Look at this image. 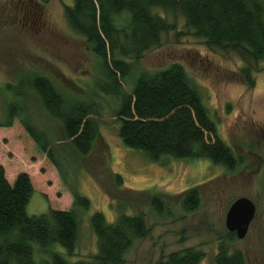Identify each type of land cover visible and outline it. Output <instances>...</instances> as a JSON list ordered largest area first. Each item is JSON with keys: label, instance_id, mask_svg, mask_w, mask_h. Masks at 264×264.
<instances>
[{"label": "rangeland", "instance_id": "1", "mask_svg": "<svg viewBox=\"0 0 264 264\" xmlns=\"http://www.w3.org/2000/svg\"><path fill=\"white\" fill-rule=\"evenodd\" d=\"M23 1L24 5L19 0H0V123L6 121L10 106L15 109L10 125H0V164L10 183L18 172L29 175L33 190L26 204L28 214L73 208V190L88 198L87 210L74 207L79 224L74 252L67 256L59 244L53 248L70 261L89 259L96 252L89 216L98 210L111 221V196L126 200L129 208L145 209L150 228L126 252L124 264H155L168 252L188 245L205 251L202 264H212L217 243L226 233V210L233 199L244 195L255 203V215L246 235L229 247L243 251L245 264H264V63L251 66L254 83L248 85L239 73L244 63L235 52L208 47L186 28L181 14L158 9L176 29L163 36L160 47L145 52L135 69L155 71L172 62L181 64L218 137L244 162L229 171L205 157L164 154L153 161L143 150L124 145L117 134L114 110L119 97L96 86V81L107 79L101 59L67 21L65 7L73 0ZM33 74L47 76L70 102L96 104L91 118L98 134L86 157L75 152L60 122L43 108L28 81ZM122 85L131 90L133 81ZM22 117L47 136L57 165L28 135ZM110 172L120 174L124 187L133 191L116 192ZM102 183L111 188V195ZM191 186L198 187L200 204L186 212L175 197ZM146 191L163 194L170 201V213L157 215L142 207L141 192ZM38 248L33 243L35 260L46 256Z\"/></svg>", "mask_w": 264, "mask_h": 264}, {"label": "trees", "instance_id": "2", "mask_svg": "<svg viewBox=\"0 0 264 264\" xmlns=\"http://www.w3.org/2000/svg\"><path fill=\"white\" fill-rule=\"evenodd\" d=\"M158 9L181 14L186 28L208 47L235 52L244 63L239 73L252 86L251 66L264 63V0H73L65 7L71 28L101 59L107 80L96 81V86L119 97L114 115L124 145L143 150L153 161L164 154L205 157L232 171L244 158L218 137L215 123L183 66L172 62L155 71L135 69L145 52L160 47L163 36L176 29ZM28 81L46 112L60 122L63 136L75 152L89 155L98 134L91 118L96 104L66 100L45 75L33 74ZM127 81H133L131 90L122 85ZM14 111L10 106L0 125H10ZM20 119L36 145L57 165L44 132L26 117ZM110 173L116 192L133 191L124 187L120 174ZM102 186L111 195V188ZM32 190L26 172H18L10 183L0 164V264H124L133 243L150 232L145 209L129 208L126 200L109 196L113 219L108 221L98 210L89 216L96 252L89 259L70 261L53 246L59 244L67 256L74 252L79 229L74 207L87 210L88 198L73 190V208L28 214L26 204ZM141 193L142 207L157 215L170 213V201L163 194ZM175 199L182 210L192 212L200 204L199 189L188 187ZM235 240V233L226 229L212 264H245L243 251L229 247ZM33 243L46 256L35 260ZM205 255L204 250L188 245L168 252L155 264H202Z\"/></svg>", "mask_w": 264, "mask_h": 264}, {"label": "water", "instance_id": "3", "mask_svg": "<svg viewBox=\"0 0 264 264\" xmlns=\"http://www.w3.org/2000/svg\"><path fill=\"white\" fill-rule=\"evenodd\" d=\"M255 209V203L244 195L233 199L229 204L224 217V225L226 229L234 232L236 238H243L254 218Z\"/></svg>", "mask_w": 264, "mask_h": 264}, {"label": "flooded vegetation", "instance_id": "4", "mask_svg": "<svg viewBox=\"0 0 264 264\" xmlns=\"http://www.w3.org/2000/svg\"><path fill=\"white\" fill-rule=\"evenodd\" d=\"M19 1H20L21 4L24 5L25 2H24L23 0H19ZM45 1H46V0H40V3H41V4H45ZM38 12H39V11H38ZM38 12L36 11V13H38Z\"/></svg>", "mask_w": 264, "mask_h": 264}]
</instances>
